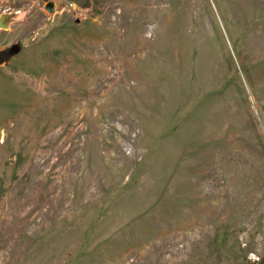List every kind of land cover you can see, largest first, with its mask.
<instances>
[{"label":"rangeland","instance_id":"obj_1","mask_svg":"<svg viewBox=\"0 0 264 264\" xmlns=\"http://www.w3.org/2000/svg\"><path fill=\"white\" fill-rule=\"evenodd\" d=\"M0 0V264H264V0Z\"/></svg>","mask_w":264,"mask_h":264},{"label":"water","instance_id":"obj_2","mask_svg":"<svg viewBox=\"0 0 264 264\" xmlns=\"http://www.w3.org/2000/svg\"><path fill=\"white\" fill-rule=\"evenodd\" d=\"M67 3L74 4L77 7H89L90 3L88 0H65ZM4 26L0 21V27ZM15 53V48H8L5 50H0V64L7 61Z\"/></svg>","mask_w":264,"mask_h":264},{"label":"built area","instance_id":"obj_3","mask_svg":"<svg viewBox=\"0 0 264 264\" xmlns=\"http://www.w3.org/2000/svg\"><path fill=\"white\" fill-rule=\"evenodd\" d=\"M70 6H73V4L69 3Z\"/></svg>","mask_w":264,"mask_h":264}]
</instances>
